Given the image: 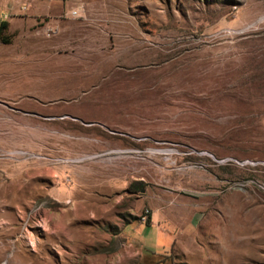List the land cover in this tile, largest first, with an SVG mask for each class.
I'll list each match as a JSON object with an SVG mask.
<instances>
[{
  "label": "rangeland",
  "instance_id": "1",
  "mask_svg": "<svg viewBox=\"0 0 264 264\" xmlns=\"http://www.w3.org/2000/svg\"><path fill=\"white\" fill-rule=\"evenodd\" d=\"M0 264H264V0H0Z\"/></svg>",
  "mask_w": 264,
  "mask_h": 264
},
{
  "label": "built area",
  "instance_id": "2",
  "mask_svg": "<svg viewBox=\"0 0 264 264\" xmlns=\"http://www.w3.org/2000/svg\"><path fill=\"white\" fill-rule=\"evenodd\" d=\"M70 12H71V13H74V12H75V10H74V9H71V10H70Z\"/></svg>",
  "mask_w": 264,
  "mask_h": 264
},
{
  "label": "bare ground",
  "instance_id": "3",
  "mask_svg": "<svg viewBox=\"0 0 264 264\" xmlns=\"http://www.w3.org/2000/svg\"><path fill=\"white\" fill-rule=\"evenodd\" d=\"M248 74V73H247Z\"/></svg>",
  "mask_w": 264,
  "mask_h": 264
}]
</instances>
